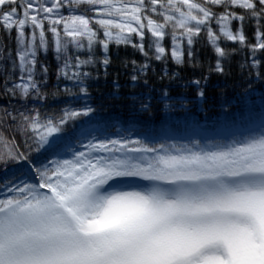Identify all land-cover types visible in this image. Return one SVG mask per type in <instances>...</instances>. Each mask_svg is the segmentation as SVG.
<instances>
[{
  "label": "snow or ice",
  "instance_id": "1",
  "mask_svg": "<svg viewBox=\"0 0 264 264\" xmlns=\"http://www.w3.org/2000/svg\"><path fill=\"white\" fill-rule=\"evenodd\" d=\"M0 29V264H264V93L252 100L264 82V0H0ZM202 34L211 71L224 74L230 54L248 52L239 67L249 118L232 138L176 145L98 126L87 82L107 75L110 44L141 53L136 83L153 59L183 63L186 48L191 64ZM221 37L239 49L222 48ZM85 47L86 59L72 55ZM49 48L52 93L39 58ZM207 79L190 82L200 98ZM61 92L85 102L58 115L26 107Z\"/></svg>",
  "mask_w": 264,
  "mask_h": 264
},
{
  "label": "trees",
  "instance_id": "2",
  "mask_svg": "<svg viewBox=\"0 0 264 264\" xmlns=\"http://www.w3.org/2000/svg\"><path fill=\"white\" fill-rule=\"evenodd\" d=\"M232 26L235 27V24ZM213 27H216L215 23ZM253 31L252 25H245V34L250 42H254ZM11 35V47L14 51L16 35L14 29ZM0 40L7 43L6 33L2 29H0ZM163 43L165 47H168L171 43L170 37H166ZM218 43L225 49H239L237 43L227 41L223 37ZM145 47H147V41H145ZM100 51L98 47L94 49L97 57L100 56ZM194 51L195 59L191 64L188 62L186 48L182 56L183 63L174 62L170 54L166 61L153 59L146 76L139 82L133 83L130 80L132 60H136L138 64L143 63V56L130 45L110 44L108 49L110 64L107 67V75L105 76L104 70L100 69V78L89 79L87 82L88 102L99 109L98 126L106 127V130L121 136L134 131L148 134L155 137L157 143L171 141L179 144L188 143L191 140L207 143L232 138V135L244 126L249 118L248 108L251 101L242 96L247 84L248 69L241 71L239 67L247 58V49L230 54L224 61V74L211 71L209 68L210 64H214L216 56L211 45L206 42L205 34L196 41ZM72 55H79L81 59H86L87 47L82 50H72ZM39 58L49 66L48 87L45 91L52 93L55 91L53 85L56 84L57 62L51 48L46 55L40 52ZM165 65L168 75L161 78V70ZM84 70L92 72L95 77L96 68L88 66ZM260 70L264 72V67ZM173 72L176 73L175 77H172ZM204 76L208 79L203 86L204 96L200 98L197 96L196 86L190 82ZM113 80L118 81V89H114ZM60 83L69 82L61 79ZM254 87L257 91L252 100H255L258 105V98L264 93V82H257ZM165 89L169 96L167 100L162 98ZM115 92H118V96H114ZM3 102L0 100V103ZM84 102L82 99H75L61 92L55 98L50 95L46 102L34 101L30 98L26 107L32 108L35 105L42 114L58 115L59 110L65 105ZM13 103L19 102L13 101ZM166 103L167 107H165ZM141 104H150V107L147 111H142ZM224 105L229 106L227 110L224 109Z\"/></svg>",
  "mask_w": 264,
  "mask_h": 264
}]
</instances>
